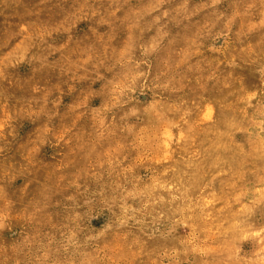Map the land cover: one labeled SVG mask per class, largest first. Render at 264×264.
<instances>
[{"label": "rangeland", "instance_id": "374dc122", "mask_svg": "<svg viewBox=\"0 0 264 264\" xmlns=\"http://www.w3.org/2000/svg\"><path fill=\"white\" fill-rule=\"evenodd\" d=\"M0 264H264V0H0Z\"/></svg>", "mask_w": 264, "mask_h": 264}]
</instances>
